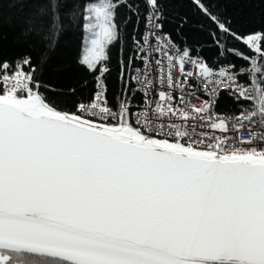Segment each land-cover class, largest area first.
Instances as JSON below:
<instances>
[{"label":"snow or ice","instance_id":"1","mask_svg":"<svg viewBox=\"0 0 264 264\" xmlns=\"http://www.w3.org/2000/svg\"><path fill=\"white\" fill-rule=\"evenodd\" d=\"M0 264H264V0H0Z\"/></svg>","mask_w":264,"mask_h":264},{"label":"trees","instance_id":"2","mask_svg":"<svg viewBox=\"0 0 264 264\" xmlns=\"http://www.w3.org/2000/svg\"><path fill=\"white\" fill-rule=\"evenodd\" d=\"M19 7H20V5L17 4V6L15 8L10 9L8 12L5 13L6 15H10L11 16L13 26H15V24H16V19H17ZM112 55H113V64H115V59H116V52H115V50H113V54ZM57 66L64 73L60 77H58L59 84L57 86L59 87V86H62L64 84L69 83L71 81V79H72V77H73L74 74L67 73L66 72V69L68 67H70V64L67 62V57H66V55L63 52H61V53L58 54V57H57ZM89 87H91V85H89ZM224 110L225 111L230 110V105H225L224 106Z\"/></svg>","mask_w":264,"mask_h":264}]
</instances>
